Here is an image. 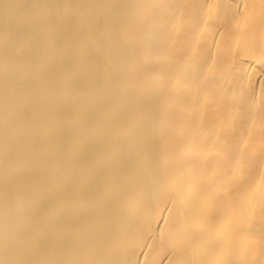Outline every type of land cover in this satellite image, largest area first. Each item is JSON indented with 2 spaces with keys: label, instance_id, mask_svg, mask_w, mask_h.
<instances>
[{
  "label": "bare ground",
  "instance_id": "6f19581e",
  "mask_svg": "<svg viewBox=\"0 0 264 264\" xmlns=\"http://www.w3.org/2000/svg\"><path fill=\"white\" fill-rule=\"evenodd\" d=\"M0 264H264V0H0Z\"/></svg>",
  "mask_w": 264,
  "mask_h": 264
}]
</instances>
